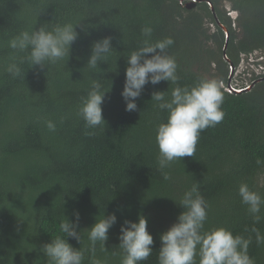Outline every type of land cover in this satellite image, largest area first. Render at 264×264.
Returning <instances> with one entry per match:
<instances>
[{
    "label": "trees",
    "instance_id": "16d2710c",
    "mask_svg": "<svg viewBox=\"0 0 264 264\" xmlns=\"http://www.w3.org/2000/svg\"><path fill=\"white\" fill-rule=\"evenodd\" d=\"M211 1L220 24L206 2L188 10L176 0H0V264H47L39 249L62 235L61 219L74 220L77 210L83 243L69 239L76 248L89 246L86 228L96 218L117 214L109 251L96 246V257L106 264H120L121 256L112 255L119 253L114 246L119 245L120 225L146 216L154 245L142 264H158L160 234L184 210L172 199L178 201L194 182H200L211 205L205 228L251 235L249 255L255 264H264V244L258 246L255 234L245 231L253 221L238 194L246 183L264 196V165L256 164L257 158L264 159V75L253 74L252 82L262 81L250 92L228 91L231 65L238 69L243 56L264 52V0ZM224 3L237 13L235 19ZM46 22H51L49 28L81 22L87 33L78 25L70 57L49 71L25 62L24 78L11 77L4 71L9 57L19 62L25 54L14 53L7 41ZM146 25L153 28L152 42L174 39L168 55L177 61L180 86L216 79L225 97L223 121L201 133L194 156L166 169L171 175L167 181L158 170L155 138L168 114L154 107L151 94L167 91L170 82L146 85L134 112L125 111L121 96L126 56L141 46ZM208 25L215 27L213 33ZM222 26L230 33L231 64L224 58ZM106 36L113 37V51L97 69H89L92 43ZM91 80L110 90L102 105L106 124L96 129H86L77 114ZM48 120L56 124L55 132L48 131ZM260 214L264 217V207ZM255 227L264 234V219ZM91 255L85 252L83 264H91Z\"/></svg>",
    "mask_w": 264,
    "mask_h": 264
},
{
    "label": "clouds",
    "instance_id": "9594fccd",
    "mask_svg": "<svg viewBox=\"0 0 264 264\" xmlns=\"http://www.w3.org/2000/svg\"><path fill=\"white\" fill-rule=\"evenodd\" d=\"M50 23H44L38 30L22 31L7 41V46L14 53L25 54L19 57V62L16 56L9 57L11 62L6 64L4 71L11 77L24 78L21 65L25 62L30 68L38 66L41 71L45 68L49 71L51 65L70 57L71 47L79 36L77 26L80 25L87 33V26L81 22L75 25L56 23L49 28ZM152 34V27H142L144 39L141 46L126 56L127 67L121 96L126 105L125 111L134 112L138 108L136 100L146 85L170 82L167 91H153L151 94L154 107L168 114L166 122L157 125L155 138L159 149L158 170L167 181L171 175L166 169L177 160L194 156L201 133L223 121L225 113L222 105L225 97L223 85L216 79L201 78L191 87L180 86L177 61L168 55L174 39L166 37L152 42ZM112 40V36H106L92 43L86 64L89 69H97L100 62L107 60L114 49ZM109 91L104 89L99 80L90 81V89L82 97L77 113L86 129H96L106 124L102 105ZM45 124L48 131H56L53 121L48 120ZM85 134L94 133L86 131ZM256 164L264 165V159L257 158ZM200 189V182H194L178 201L172 199L184 210L177 216L176 222L160 234L158 264H255V259L248 252L252 243L251 235L245 238L224 227L205 228L211 205ZM238 194L253 221V227L250 230L245 228V231L254 233L256 244L262 245L264 234L255 225L264 219L260 214L264 207V196L251 190L246 183L239 186ZM73 216L74 220L67 216L62 218L59 224L62 235L52 237L50 243H45L39 249L47 257V264H83L86 251L92 254L91 264H106L96 257V246L99 243L100 251H109L106 246L109 230L118 223L117 214L113 212L103 218H96V222L86 228L89 241L87 248H76L69 243L70 238L80 245L83 243L81 231L77 230L79 211H75ZM118 239L119 245L114 247L119 249V253L113 252L112 255L121 256L120 264H142L153 253L154 238L148 231V218L142 214L138 221L125 220L120 225Z\"/></svg>",
    "mask_w": 264,
    "mask_h": 264
},
{
    "label": "rangeland",
    "instance_id": "374dc122",
    "mask_svg": "<svg viewBox=\"0 0 264 264\" xmlns=\"http://www.w3.org/2000/svg\"><path fill=\"white\" fill-rule=\"evenodd\" d=\"M222 6H224V9L232 19L237 17V13L231 11L230 4L224 3ZM208 27L211 30V33H213L215 27L213 25H208ZM253 74L264 75V52H256L249 56L242 57L241 65L236 69L232 78L233 86L236 88L250 86L253 83L251 81Z\"/></svg>",
    "mask_w": 264,
    "mask_h": 264
},
{
    "label": "water",
    "instance_id": "95a60500",
    "mask_svg": "<svg viewBox=\"0 0 264 264\" xmlns=\"http://www.w3.org/2000/svg\"><path fill=\"white\" fill-rule=\"evenodd\" d=\"M176 1H178L181 4V6H184L188 10L196 9L198 4L206 2L210 6V9L212 10L213 14L215 15V18H216L218 24H220L219 21H218V18L216 16L215 6H214V4L212 3L211 0H176ZM222 28H223L224 32L226 33V43H225V47H224V50H223L224 58H225V60L227 62L230 63L229 58L227 57V49H228V45H229L230 33H229V30L226 27L222 26ZM230 70H231V74H230V77H229L228 89H229V91L231 93L242 94V93L250 92L255 87V85L258 82L262 81V79L257 80V81L253 82L249 87H247L245 89H240V90L234 89L233 86H232V78L234 76V72L236 71V69H235V67L233 65H231V69Z\"/></svg>",
    "mask_w": 264,
    "mask_h": 264
}]
</instances>
